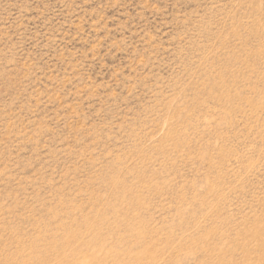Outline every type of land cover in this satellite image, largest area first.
Wrapping results in <instances>:
<instances>
[{
	"label": "rangeland",
	"instance_id": "rangeland-1",
	"mask_svg": "<svg viewBox=\"0 0 264 264\" xmlns=\"http://www.w3.org/2000/svg\"><path fill=\"white\" fill-rule=\"evenodd\" d=\"M0 264H264V0H0Z\"/></svg>",
	"mask_w": 264,
	"mask_h": 264
}]
</instances>
